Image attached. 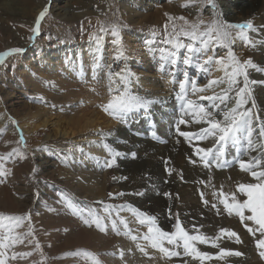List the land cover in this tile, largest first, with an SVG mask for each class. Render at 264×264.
Wrapping results in <instances>:
<instances>
[{"label":"bare ground","instance_id":"bare-ground-1","mask_svg":"<svg viewBox=\"0 0 264 264\" xmlns=\"http://www.w3.org/2000/svg\"><path fill=\"white\" fill-rule=\"evenodd\" d=\"M153 1L156 5L151 13H142V18L138 20H130L131 17L126 16L124 20L117 19L112 25L107 20L114 7V0H104L102 4L100 2V9L96 0H76L78 10L61 8L62 10L56 12L57 16L54 15L58 22L57 29L64 30L65 26H70L73 34H69V38L61 33L58 36L57 33L49 39L39 34L35 40H31L30 29L35 22L32 21L33 15L35 18L38 16L47 0H0V52L13 47L25 49V52L14 58L13 65L10 61L8 65H1L0 96H25L30 99L35 95L37 99L39 94L42 96L40 101H47L46 108H39L37 116L26 131L30 134L32 143L41 145L36 150L38 169L42 173L50 169L57 172L59 177L64 179L59 185L71 193L75 201L79 200L80 208L91 210L98 204L100 209L104 210L105 200L110 197L109 193L120 192L125 193L121 196L123 200L135 201L132 202L133 205L142 207L141 200L150 198L155 200L157 207H161L164 193L169 190L173 192L174 206L175 198L181 197V201L177 203L178 210L180 214L182 210L188 213L181 214L182 219H188L189 213L196 211V208H204L205 221L215 222L214 212L209 210L210 204H207V208L205 203L204 207L198 206L202 205L199 193L203 190V184L198 185L197 182L205 180L209 174H213L217 179L231 175L236 182L238 179L256 182L250 174L240 170L236 157H257L263 163L264 151L258 148L249 151L247 133L241 130L239 142L230 143L226 147L227 166L216 168L213 164L214 169H209L204 167L196 156L194 145L199 143L201 147H212V140H194L189 143L176 131L181 118L188 123L179 125L180 131L197 132L204 127V124L196 123L194 118L182 111L183 102L177 97V92L184 73L187 72L189 81H194L197 87H205L208 80L219 79L224 76V72L216 65H205L209 70L204 72L198 67L199 62L206 59L207 55L225 56L228 49L213 45L206 54L194 53L191 64L183 62L187 53L185 49H180L177 62L170 64L165 57L172 45L166 44L165 41L171 39L169 36L172 29L171 26L165 29V10L160 7L159 2ZM203 1L198 0L196 7H204ZM223 1L215 0L216 9L207 7V15L202 18L206 23L212 19L234 24H242L247 20L253 22L251 29H244L247 38L241 39L236 33L231 47L240 60L251 57L255 65L248 69L252 96L247 107L255 104L256 118L253 122L252 139L259 144L264 142V136L261 135L264 133V0H250L251 5L242 14H233L231 8L222 4L225 2ZM226 1L230 2V6L237 7V0ZM34 4L38 8L35 12L32 9ZM170 5L173 6V2ZM221 7H225V12ZM17 11L18 17L12 18L10 15ZM196 20L197 18L193 17L189 21ZM9 21H19L21 30L25 32L20 31L19 26L7 24ZM111 26H118L120 44L113 42L116 37L112 34ZM102 27L106 29L105 32L100 31ZM94 34L102 37L99 44L91 38ZM197 47L201 46L198 44ZM121 70L130 73L128 88L131 93L153 101L147 108H137L129 113L126 122L109 116L99 106L109 98V73ZM225 88L227 83L214 85L204 93H192L189 87L188 98L195 100L200 95L220 93ZM230 95L232 99L227 104L233 106L235 94ZM199 102L211 110L210 102ZM9 106L13 107L14 102L11 101ZM221 107L223 109L225 106ZM54 110L59 112L52 116L50 113ZM62 116L68 118L67 124L63 122ZM1 121L7 123L8 120L3 117ZM151 121H154L155 126L150 129ZM14 130L12 124H9L7 133L10 138L16 140ZM109 146L121 153L112 167L105 166L106 161L111 159L107 151ZM132 153L136 154L135 157ZM193 160L196 163H192ZM169 168L172 169L171 174L168 172ZM178 175L184 177L185 183L182 185H178ZM167 179L168 183L165 182ZM41 186L47 187L43 184ZM50 189L52 187H49ZM50 193L55 195L53 190ZM128 213L130 214L127 212L123 216L127 218ZM226 215L221 213L222 220L218 219L217 225L235 227L237 217L227 218ZM130 216L132 217L131 214ZM131 217L128 216L136 221L135 217ZM63 218L72 220L65 212ZM74 227L76 231L84 232L79 226ZM108 230L113 231L111 227ZM205 230L213 234L217 232L208 225ZM244 236H241L242 239ZM245 239H248V236H245ZM118 248L115 247V250ZM190 261L192 264L197 263L196 260ZM240 263L253 264L254 257L243 258ZM136 264L174 263L170 259L164 260L163 256L153 254L151 260L142 255L136 256Z\"/></svg>","mask_w":264,"mask_h":264},{"label":"snow or ice","instance_id":"snow-or-ice-1","mask_svg":"<svg viewBox=\"0 0 264 264\" xmlns=\"http://www.w3.org/2000/svg\"><path fill=\"white\" fill-rule=\"evenodd\" d=\"M205 2L214 10L216 9L215 0H205ZM197 3L198 0H188L182 6H194ZM49 7L45 6L39 12L34 26L30 29L32 35L29 39L35 40L41 33L42 21L49 14ZM166 15L169 21H172V33L170 35L173 38L165 41L166 44L172 45V49L169 50L168 55L165 57L170 64L174 65L177 62L180 49H185L187 53L183 61L185 64H191L193 62L194 53L206 54L213 45L228 49L226 56L207 55L206 59L199 62L198 67L204 72L209 70L205 65L209 67L216 65L224 72L223 77L208 80L205 87H197L194 81H189L187 72L184 73L183 80L179 81V91L177 92V97L183 102L182 111L194 118L196 123L206 124L207 127H201L197 132L180 131L179 125L188 123L187 120L181 118L176 131L181 137L187 139L189 143H192L194 140L197 142L208 139L212 140V147H201L199 143L194 145L196 156L199 157L206 168H211L213 164L216 168L227 166L226 147L230 143L239 142V133L241 130L247 133V146L249 151L256 150L257 148L264 151V142L256 144L252 139L254 131L253 122L256 118L254 110L255 104L253 103L251 107H247L252 96L248 69L249 67H255V65L251 57L246 60H240L231 49V45L234 43L232 30L239 29L240 31L237 35L241 39H246L244 29H251L253 27L252 20H247L242 24H231L228 21L214 19L206 23L203 19L189 21L184 16L174 17L168 13ZM176 21H182L183 23L177 24ZM164 27L167 30L169 25L166 23ZM100 31L105 32L106 29L102 27ZM112 34L116 37L113 42L120 44L121 39L118 26H112ZM181 37L188 38L191 42L185 44L180 39ZM91 38H94L97 44L102 40L101 36H96L95 34ZM197 44L201 47H197ZM23 52H25V49L21 47H13L0 52V65H3L8 57ZM129 75L130 73L124 72L123 70L109 73V98L100 105L106 114L121 122H126L129 113L133 110L141 107L147 108L153 102L129 91ZM224 83H227V88L222 89L220 93L213 92L211 95H200L195 100L188 98L189 87L192 93H204L208 88ZM241 83L242 86H240ZM113 85L116 86L113 87ZM233 91L235 93L234 105L228 107L227 102L232 99L230 94ZM199 101L210 102L211 110ZM222 105L225 106L223 109L221 107ZM13 123L18 122L13 121ZM3 131L5 130L0 129V132ZM261 135L264 136V133ZM18 143H25V137L22 132ZM107 151L111 159L106 161L105 166L112 167L116 163V158L121 153L110 146L107 147ZM16 155H18L17 148L0 153V183H3L2 178L11 172L6 167V162ZM135 155V153H132L133 157ZM192 163H196V161L193 160ZM237 163L240 170L250 174L251 177L255 178L256 182L236 183L235 191H225L223 186H221L216 192H213V196L216 197L218 203L223 206V210L229 216L234 215L238 217L248 233L252 237H256L255 246L259 250V255L264 258V163L257 157L241 158ZM168 172L171 174L172 169L169 168ZM181 179H183L182 176ZM239 194H243L246 199H239ZM124 195L125 193L122 192L109 193L111 197ZM137 195H143V193H137ZM164 195L170 197L172 194L165 192ZM201 197H204L203 192H201ZM204 203L207 204L208 201L205 199ZM68 206L72 207L70 203ZM212 207L215 208L216 204H213ZM114 209L115 212L113 213ZM124 209H127L133 214L136 222L140 226H146V231L134 234L133 229L129 226L128 219L120 215V212ZM76 214L81 216L85 215L79 212ZM169 214L171 215V210H169ZM113 215L116 218H113ZM31 221L32 215L30 212L21 215H5L4 213H0V229L4 230V234L0 235V264H9L10 260H27L29 257H32L33 251H12L10 256L7 255L9 249H14L17 245H23L26 240L28 244L33 245V250L39 251L41 257L47 259L43 254L39 240L35 239V231ZM84 223L89 227L94 226L101 232H106L110 226L118 235L123 234L129 236L132 241H143L144 243H138L137 247L145 255H148V248L150 247L161 253L164 258L171 259L183 255L192 260L200 261V264H204V262L212 260L214 257L209 252L201 251L197 245L209 243L214 248L219 249L215 254V259L223 260L225 257H240L244 255V253L238 250L220 247L219 241L223 238L234 239L237 243L242 242L239 233L234 229L220 227L218 234L208 236L199 230L203 225L197 226L193 224L192 230L190 231L179 218V213L175 215V223L172 225V231H165L161 228L158 223V218L155 215L144 212L128 203L122 205H106L104 214L90 211L87 213V218L84 219ZM121 227L123 228L122 233ZM23 228H26L27 231H20ZM71 254L65 253V255ZM119 255L123 259L124 249H119ZM33 264H37V262L33 261ZM185 264H187L186 261Z\"/></svg>","mask_w":264,"mask_h":264},{"label":"rangeland","instance_id":"rangeland-1","mask_svg":"<svg viewBox=\"0 0 264 264\" xmlns=\"http://www.w3.org/2000/svg\"><path fill=\"white\" fill-rule=\"evenodd\" d=\"M75 1L76 0H47L46 2L47 4L45 3L44 7L50 6L49 14L44 19V21H42L40 36L44 38L48 37L49 39V37L52 36L53 34L58 33L59 36V34L61 33L69 38V34H73V31L70 30V26L67 27L64 25L66 27L64 30L57 29L56 25L58 22L55 16H57L56 12H58L59 9L62 10L63 8H67V9L78 10L79 7L77 3H75ZM103 1L104 0H96V3L99 4L98 7L99 9H100V2L102 4ZM156 1L159 2L161 8H164L165 14L163 16V21L166 22L169 26H171L172 21H169L166 13L171 14L174 17L184 16L187 17L188 20H190L193 17H196L198 20V19H203L202 17L207 15V13L205 12L207 7L211 8L210 5L206 4L205 0L203 1L204 7L202 6V8L201 7L198 8L196 7V5L183 7L182 5L187 3L188 0H156ZM224 1H223L224 3L222 4H225L226 8H231L233 14H242V12H245V10H247L248 7L251 5L250 0H237L236 3L237 7L230 6L229 5L230 2H227L226 0ZM172 2H173V6L170 5ZM34 5L32 6V9L35 12V10H37L38 8H36V4ZM155 5L153 0H114V5H113L114 7L112 9L110 17H108L107 22L114 25L117 19L124 20L126 16H130L131 17L130 20H138L139 18H142V13L145 14L151 13ZM44 7H41L42 8L41 10H43ZM225 7L224 8L221 7L223 12H225L226 10ZM191 9H194V11ZM96 12L99 13L98 11ZM17 13L18 11L15 14H11L10 16L12 18H17L18 17ZM177 13L181 15H178ZM36 18L33 15L32 21L34 22ZM8 23L12 26L15 25V27L19 26L20 28L19 21H17L16 23L14 21L13 22L9 21L7 22V24ZM176 23L180 24L181 21H176ZM20 31L25 32V30H21V28ZM238 31L240 30L233 29L232 30L233 36H235L236 33H238ZM169 37L172 39V35H170ZM180 39L185 44L191 42L188 38L185 37H181ZM232 51L234 52L233 49ZM17 55L18 54L8 57L4 64L8 65L10 61V64L13 65V63L15 62L14 58H16ZM226 55L227 53L225 54V56ZM11 68L13 69V66H11ZM232 93H234V91ZM34 96L35 95L31 96L32 98L30 99L26 98L25 96L24 98L0 96V129L5 130L3 132H0V153L11 151L12 148L18 149V155L12 157V159L6 162V167L11 170L10 174L7 175L6 177H3L2 179L4 182L0 183V213H4L5 215H21L30 212L32 215L31 222L35 231V239L39 240L43 250V254L45 257H47V259H43L39 251L33 250V245L28 244L26 240L23 245H17L14 249H9L7 255L10 256L12 251H33L32 257H29L27 260H16V261L10 260L9 264H33V261L37 262V264H136V256L139 255H142L144 258L150 260L153 258V254L162 257L163 255L161 253H159L155 249H151L150 247L148 248V255L141 253L139 251V248L136 246V243L137 244L139 242L143 243V241H132L129 236H125L123 234L118 235L117 232H115L114 230L112 232L111 231L109 232V230H107L106 232H101L99 229L95 228L94 226L89 227L87 224L84 223V219L87 218V213L91 211L99 214H104V210H101L98 204L94 206L91 210L86 208H80L78 206L79 200L75 201L74 198L72 197V194L64 190L63 187L59 185L60 181H63L64 179L62 177H59L57 172H53V169H50L42 173L40 169H38V165H37L38 158L36 157V150L38 147H41V145H37L36 143H32V141H30V134L27 133L26 129L30 128L33 119L35 118V116H37L39 108H44L47 104L45 102L47 101L46 100L40 101L42 99V96L39 94L37 99H35ZM11 101L14 102L13 107L9 106V103ZM229 106L231 107L232 105L229 104ZM58 112H59L58 110H54L50 114H52V116H55L57 115L56 113ZM3 117L8 120L7 123H2L1 120ZM62 119L63 122L67 124L68 118L66 116H62ZM13 121H16L18 123H13ZM9 124H12V127L15 128L14 132L17 135L16 140L10 138L9 137L10 135H8L7 133L9 129ZM153 126H155L154 121H151L149 128L151 129ZM204 127H207V125L204 124ZM21 132L25 137V143L23 144L18 143ZM29 132L33 133V131L31 130H29ZM240 158L242 157L240 156L236 157V159L238 160ZM212 169H214V167ZM181 176L182 175L177 176L178 185H182L183 183H185L184 177L182 176L183 179H181ZM225 178L226 177L217 179L214 177L213 174L211 175L209 174L206 176L205 180H201V181L199 180V182H197L198 185L203 184L202 191L204 193V198H202L201 197L202 191L200 190L199 197L201 199L200 203H202V205L201 206L198 204L197 205L199 207H204L203 200L206 199L208 201L207 204H210L209 210H211V212H214L215 222L214 221L212 222L210 220L205 221L206 216H205L204 208H196V211L192 212L193 214L189 213L188 219L184 217L182 219V217H180L181 214L187 215L188 213L187 211L182 210L180 214L177 203L181 201V197L175 198L176 204L174 206L172 195L170 197L164 195L163 206L161 207H157L154 204L155 200L150 198L141 200L140 204L143 205L142 207L138 205L139 206L138 207L132 204V202L135 201L123 200L121 196H116V197L110 196L109 199L105 200V204L106 205L109 204L122 205L125 203L131 204L141 209L144 212H147L151 215H155L158 218L159 226L163 228L165 231L173 230L172 225L175 223V215L179 213V218L183 222L184 226L188 228L190 231L192 230L193 224L197 226H200L202 224L203 228L199 230H201V232L205 233L208 236H214L219 232L220 227L217 224L220 218L222 220L221 213L223 215H226L227 213L223 210V206L218 203L216 197L214 198L212 193L216 192L221 186H223L225 191H235L236 183H240V182L252 183L246 181L245 179H238V180L236 179L238 181L236 182L231 175H229L226 179ZM165 182L168 183V179L165 180ZM41 184L47 187H43L41 186ZM49 187H52V189L49 190ZM51 190L54 191L55 195L50 193ZM167 192L171 194L173 193L170 192L169 190ZM238 198L239 199L242 198L241 200L246 199V197L243 194H239ZM69 203L72 205V207L68 206ZM207 204H205L206 208H207ZM213 204H216L215 208L212 207ZM169 210H171V215L169 214ZM64 212L68 214V216H70L73 221L65 220L63 218ZM77 212L83 213L85 215L84 216L77 215L76 214ZM127 212L130 211L122 210L120 215L123 216V214ZM45 213L47 214L45 215ZM130 214L132 215V217L130 216ZM130 214L128 213L126 216L129 221V226L131 225V223H133L130 226L133 229V233L138 234L146 231V226H140L136 221H133L130 218H128V216L131 218L134 217L131 212ZM226 216L227 218L236 217L234 215L229 216L228 214ZM236 219L239 223H237L236 221V226L235 227L231 226L230 228L233 227L232 229H234L239 233L242 242L237 243L234 239L223 238L219 241V244L220 247L235 249L244 253V255L240 257L230 256V257H225V259L223 260H218L215 259V254L219 251V249L214 248L210 243L198 244L197 246L200 248L201 251L209 252L214 257L212 260L204 262V264H210V263L211 264L214 263L241 264L240 260L248 257L250 258L254 257L253 264H264V258H262L259 255V250L255 246L256 237H252L251 234L248 233L247 229L244 228L243 224L239 221L238 217ZM130 221L132 222L130 223ZM186 221H188L189 223L187 222L188 223L187 224ZM5 223H7V221H5ZM74 225L79 226L82 232L83 231L84 232L81 233L80 230L76 231ZM109 225H110V221H109ZM207 225L208 227L212 228L213 231L216 230L217 232L213 234L210 231L205 230ZM221 227H225V226H221ZM121 229H122L121 230L122 233L123 228L121 227ZM54 230H56V232ZM20 231L26 232L27 229L23 228ZM62 233L64 234V236ZM2 234H4V230L0 229V235ZM243 235H245L246 238L248 236V239H245V236L242 239L241 236ZM129 241L130 242L132 241L131 245ZM115 247H119V248L115 250ZM120 248L124 249L123 259L119 255ZM65 253H72V254L65 255ZM164 260H169V259L164 258ZM170 260L173 261L174 264H185V261L187 262V264H192L190 261L191 258L185 257L183 255H181L180 257H173ZM196 262L200 264L199 263L200 261H196Z\"/></svg>","mask_w":264,"mask_h":264}]
</instances>
